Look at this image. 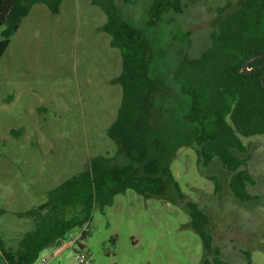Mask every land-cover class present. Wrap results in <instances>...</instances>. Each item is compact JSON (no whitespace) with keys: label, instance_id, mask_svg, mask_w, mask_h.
Masks as SVG:
<instances>
[{"label":"rangeland","instance_id":"rangeland-1","mask_svg":"<svg viewBox=\"0 0 264 264\" xmlns=\"http://www.w3.org/2000/svg\"><path fill=\"white\" fill-rule=\"evenodd\" d=\"M237 1L182 0L181 15L149 27L153 0H116L124 18L147 32L156 57L166 59L169 77L180 55L197 58L210 46L218 10L232 3L227 13ZM106 20L90 0H64L57 15L35 5L0 59V239L7 250L35 226L18 213L44 205L50 190L94 161L127 162L107 134L122 100V57L102 29ZM165 91L148 160L169 166L180 192L171 187L167 201L128 189L104 209L96 204L90 221L67 234L61 248L43 251L37 264H72L77 250L97 264H201L203 242L193 223L210 238L205 259L264 264V139H243L255 199L240 201L229 188L231 173L200 159L184 119L189 99L173 82ZM194 212L202 217L193 219Z\"/></svg>","mask_w":264,"mask_h":264},{"label":"trees","instance_id":"trees-1","mask_svg":"<svg viewBox=\"0 0 264 264\" xmlns=\"http://www.w3.org/2000/svg\"><path fill=\"white\" fill-rule=\"evenodd\" d=\"M106 15L103 31L110 44L120 51L122 72L118 83L122 100L117 117L107 134L127 161L124 165L94 161L89 170L58 185L47 193L46 203L19 218L34 221V229L20 240L16 250H7L0 239V264H37L40 254L59 247L72 230L87 224L94 206L101 209L112 198L132 189L146 198L170 201L171 187L180 192L169 166L148 160L154 113L165 100L169 82L189 99L184 119L192 125L191 137L205 166L218 161L231 173L229 188L240 201L255 199L248 191L253 178L248 169V146L244 138L264 139V58L244 65L264 53V0H238L218 10V25L210 35V46L197 58L180 55L176 67L165 70L157 58L147 32L130 24L116 0H90ZM64 0H0V59L11 38L35 5L43 4L57 15ZM182 0H153L149 27L183 13ZM201 216L194 212L192 218ZM190 229L202 239L201 264H230L216 256L205 259L210 238L193 223ZM86 232L81 238H84Z\"/></svg>","mask_w":264,"mask_h":264},{"label":"built area","instance_id":"built-area-1","mask_svg":"<svg viewBox=\"0 0 264 264\" xmlns=\"http://www.w3.org/2000/svg\"><path fill=\"white\" fill-rule=\"evenodd\" d=\"M66 242L65 239H62L60 242V245L57 249L61 248L63 244ZM78 241L76 240L75 242L69 243L65 249H68L70 247H73L75 243ZM64 249V250H65ZM64 250H62L60 253H62ZM56 258V256H54ZM42 264H48V261L44 260ZM72 264H97L87 253H84L80 250H77L74 252V258H73V263Z\"/></svg>","mask_w":264,"mask_h":264},{"label":"water","instance_id":"water-1","mask_svg":"<svg viewBox=\"0 0 264 264\" xmlns=\"http://www.w3.org/2000/svg\"><path fill=\"white\" fill-rule=\"evenodd\" d=\"M262 58H264V53L261 54V55H259V56H257V57H255V58H253V59H251L250 61H248V62L244 65L242 72H243V73H248V72H250L251 69L248 68V64H249L250 62L254 61V60L262 59ZM262 84H263V86H264V77H263V79H262Z\"/></svg>","mask_w":264,"mask_h":264}]
</instances>
